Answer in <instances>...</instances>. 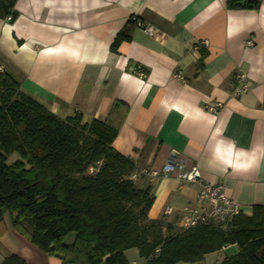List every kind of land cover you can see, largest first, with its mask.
<instances>
[{
	"label": "crops",
	"instance_id": "0c3cea01",
	"mask_svg": "<svg viewBox=\"0 0 264 264\" xmlns=\"http://www.w3.org/2000/svg\"><path fill=\"white\" fill-rule=\"evenodd\" d=\"M227 1L0 0V66L21 93L62 120L80 114L86 123H119L111 145L134 169L159 170L174 152L250 216L264 206V0L254 10L227 9ZM133 20L157 32L149 36ZM124 32L128 39L112 48ZM139 66L144 79L130 72ZM237 73L250 87L241 95ZM212 102L222 104L216 115L205 111ZM135 184L150 186L144 177ZM150 187L148 218L176 228L198 185L170 176ZM4 227L7 252L27 264H60L29 242V221L23 234L8 219ZM237 252L230 246L199 264ZM125 257L145 264L135 249Z\"/></svg>",
	"mask_w": 264,
	"mask_h": 264
},
{
	"label": "trees",
	"instance_id": "16d2710c",
	"mask_svg": "<svg viewBox=\"0 0 264 264\" xmlns=\"http://www.w3.org/2000/svg\"><path fill=\"white\" fill-rule=\"evenodd\" d=\"M258 5L227 1V9ZM126 39L118 34L112 48ZM81 120L56 117L0 75V239L5 219L21 234L27 220L29 242L60 264H128L133 249L145 264H195L230 246L238 252L220 264H264V206L225 230L215 220L184 232L151 220V187L136 186L132 163L111 145L119 123ZM0 253L1 264H27L1 244Z\"/></svg>",
	"mask_w": 264,
	"mask_h": 264
},
{
	"label": "built area",
	"instance_id": "2783aa9c",
	"mask_svg": "<svg viewBox=\"0 0 264 264\" xmlns=\"http://www.w3.org/2000/svg\"><path fill=\"white\" fill-rule=\"evenodd\" d=\"M11 17H8L10 20ZM134 26L141 28L147 35L155 34L157 31L153 26L142 25L138 20H133ZM208 42L204 40L201 46H207ZM246 48L253 46L252 40L244 42ZM195 50V49H194ZM3 67L0 66V75L4 74ZM131 74L138 79H144L146 74L141 66L130 68ZM176 79L183 80L179 74L175 75ZM236 95L244 94L249 90V83L247 75L242 73L236 74ZM222 104L219 102H212L206 105L205 111L216 115ZM174 176L180 185H198L197 197L192 204L185 205L180 211L181 215L178 220L177 227L184 232L198 226L207 225L212 220L217 221L222 230L227 229L228 222L241 213V206L223 192V187L202 181L200 169L195 165L187 167L183 159L176 153L171 152L168 158L159 170H152L149 168L134 169L130 175L132 181H137L139 178H145L147 183L152 186L157 178H170ZM166 214H171V210H167Z\"/></svg>",
	"mask_w": 264,
	"mask_h": 264
},
{
	"label": "rangeland",
	"instance_id": "374dc122",
	"mask_svg": "<svg viewBox=\"0 0 264 264\" xmlns=\"http://www.w3.org/2000/svg\"><path fill=\"white\" fill-rule=\"evenodd\" d=\"M13 159H17V156H13V157L9 158V159H8V163L12 162ZM234 250H235V249H231V250H229V251H226L225 253H226V255H229V254L232 253ZM201 262H202V261H201ZM186 264H191V263H186ZM195 264H199V263H195Z\"/></svg>",
	"mask_w": 264,
	"mask_h": 264
}]
</instances>
